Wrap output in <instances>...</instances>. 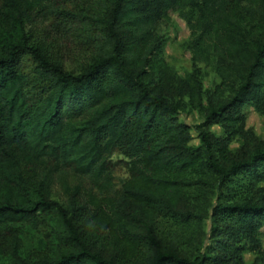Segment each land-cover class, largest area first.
I'll list each match as a JSON object with an SVG mask.
<instances>
[{
    "label": "trees",
    "instance_id": "1",
    "mask_svg": "<svg viewBox=\"0 0 264 264\" xmlns=\"http://www.w3.org/2000/svg\"><path fill=\"white\" fill-rule=\"evenodd\" d=\"M182 1L0 0V264H264V139L243 132L248 108L264 115V0H187L235 52L215 92L161 57L158 29ZM68 40L90 55L77 73L54 51ZM185 94L202 124L181 120ZM214 124L246 143L229 149ZM162 223L190 249L164 246Z\"/></svg>",
    "mask_w": 264,
    "mask_h": 264
},
{
    "label": "rangeland",
    "instance_id": "2",
    "mask_svg": "<svg viewBox=\"0 0 264 264\" xmlns=\"http://www.w3.org/2000/svg\"><path fill=\"white\" fill-rule=\"evenodd\" d=\"M180 4L178 10L168 13L158 29L163 42L161 57L164 64L179 77L188 78L197 74V79L202 82L204 91L210 90L211 92H215L216 87H218V89H223L226 87L223 86L224 84L227 82L230 84L232 83V80L224 82V75L227 76L230 74L228 71L230 66L229 59H233L235 53L234 49L224 39L221 30L214 36V31L207 25H204L202 18L205 13L203 11L190 5L187 0H183ZM41 27H46V24H42ZM31 30H33V28ZM82 48L83 47L76 41L68 40L66 46L62 48V42H60L59 46H57L54 51L60 60L63 58L64 66L68 71L77 73L90 58V55L82 52ZM21 66L25 74L32 75L34 64L31 58H24ZM217 94L220 95L218 91ZM204 98V103L207 105V97ZM183 102L186 107L184 113L181 115V120L191 127L202 124L204 121V113L194 106L196 101H193L190 95L185 94ZM244 115L245 124L243 132L247 133L249 137L264 139V115L256 111L255 108H248V110L244 112ZM207 130L220 139H230L228 147L231 150L237 151L242 144L246 143L244 137L241 134H237L235 131L232 135H229V129L222 124H214L207 127ZM192 136L191 144L194 146L199 145L200 140L196 130H192ZM117 158L118 157H115L114 159ZM128 178L129 176L126 170L119 169L114 180L115 188L109 192L108 196L113 197L115 191L120 189ZM71 183L72 185H77L78 180L71 179ZM260 185L264 187V183ZM87 187H89L88 184ZM52 195L53 198L61 202H67L61 185L58 183H55L52 189ZM185 195L193 204H196V199L198 197L196 190L192 188L187 189ZM210 201L214 202L213 199ZM165 225L167 226L165 227ZM160 226L164 229L160 234L164 240V246L177 248L182 251L190 249L192 243L190 241L187 242V239L170 238L165 241L164 237L166 236L168 228L170 231L174 232V230L170 223H162ZM177 227L182 234L186 231L188 236L193 232L191 228H185L187 226L179 225ZM204 229L207 230V232L210 231L209 220L205 221ZM115 232L117 233V231ZM104 235H109V232H105ZM40 237L41 235L36 231L26 234V238L32 243L39 240ZM260 237L264 252V227L261 229ZM110 240L111 239L105 241L107 246H109ZM258 256L259 254L247 253L245 256L246 264H253L255 259H259Z\"/></svg>",
    "mask_w": 264,
    "mask_h": 264
}]
</instances>
